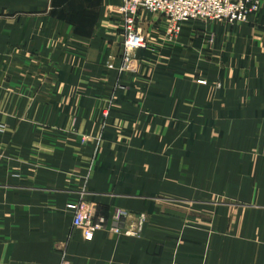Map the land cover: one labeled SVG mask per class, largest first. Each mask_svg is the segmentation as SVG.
<instances>
[{
  "label": "crops",
  "instance_id": "1",
  "mask_svg": "<svg viewBox=\"0 0 264 264\" xmlns=\"http://www.w3.org/2000/svg\"><path fill=\"white\" fill-rule=\"evenodd\" d=\"M119 4L0 0V264H264V0L173 39L142 13L133 70ZM71 205L144 221L86 240Z\"/></svg>",
  "mask_w": 264,
  "mask_h": 264
},
{
  "label": "built area",
  "instance_id": "2",
  "mask_svg": "<svg viewBox=\"0 0 264 264\" xmlns=\"http://www.w3.org/2000/svg\"><path fill=\"white\" fill-rule=\"evenodd\" d=\"M261 0H120L117 13L120 14L124 33L123 47L126 52L124 68L133 70L132 50L147 48V39L139 15H159L166 21L165 31L169 39L176 38L187 23H228L230 25L248 22L260 10ZM75 209L74 225L84 230L85 239L92 240L96 232L107 230L116 235H137L141 231L144 216H139L133 228L121 223L130 215L119 212L114 224L108 226L106 219L94 221L91 210L84 206L71 205ZM119 222V224H118ZM122 224V225H121ZM68 264V263H63Z\"/></svg>",
  "mask_w": 264,
  "mask_h": 264
},
{
  "label": "rangeland",
  "instance_id": "3",
  "mask_svg": "<svg viewBox=\"0 0 264 264\" xmlns=\"http://www.w3.org/2000/svg\"><path fill=\"white\" fill-rule=\"evenodd\" d=\"M119 5H120V4H119ZM119 5H118V6H119ZM117 8H118V7H117ZM259 12H260V10H259ZM259 12H258V13H259ZM258 13H257V14H258ZM144 14H146V15H151V14H147V13H144ZM140 15H141V14H140ZM140 15H139V17H140ZM254 15H256V14H254ZM151 16H152V15H151ZM155 16H158V17H160V18L162 19V21H165L163 17H161V16H159V15H155ZM138 21L140 22V19H138ZM218 23H221V22H218ZM222 23H223V22H222ZM245 23H246V22H245ZM140 24H141V23H140ZM165 24H166V21H165ZM187 24H198V23H187ZM187 24H186V25H187ZM199 24H200V23H199ZM201 24H203V25H209L208 23H207V24H206V23H201ZM210 24H213V23H210ZM227 24H228V23H227ZM229 25H230V24H229ZM184 26H185V25H184ZM184 26H183V27H184ZM183 27H182V29H183ZM165 28H166V26H165ZM123 43H124V41H123ZM147 45H148V44H147ZM143 50H145V49H143ZM131 63H132V62H131Z\"/></svg>",
  "mask_w": 264,
  "mask_h": 264
}]
</instances>
